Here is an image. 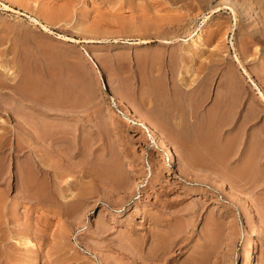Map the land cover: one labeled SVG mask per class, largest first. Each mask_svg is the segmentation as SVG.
Masks as SVG:
<instances>
[{
    "label": "rangeland",
    "instance_id": "1",
    "mask_svg": "<svg viewBox=\"0 0 264 264\" xmlns=\"http://www.w3.org/2000/svg\"><path fill=\"white\" fill-rule=\"evenodd\" d=\"M192 1L0 0V264H264V183L227 184V168L239 174L258 167L256 157L240 149L225 153L221 143L229 135L198 128L204 141L164 135L176 164L168 167L160 146L124 120L108 91L100 95L101 119L114 124L107 131L81 132L83 117L72 110L92 103L94 64L85 51L97 63L103 46L116 43L63 44L56 34L135 38L138 24H145L140 38L154 40L146 46L164 54L163 68L183 84L201 87L204 81L211 116L220 100L226 121L251 128L264 116V100L244 81L234 54L264 88V0H233L241 6L235 15L211 11L221 0ZM39 11L51 14L53 34L45 36L24 14ZM159 37L173 41L164 46ZM117 44L130 52L145 46ZM94 68L99 76L98 64ZM252 136L238 138L242 143ZM189 153L198 156L197 166ZM36 154L52 165L57 190L48 183L46 190L56 193L58 205L22 197L18 171ZM109 166L111 176L104 172ZM216 178L230 191L218 190ZM246 205L255 222L246 219Z\"/></svg>",
    "mask_w": 264,
    "mask_h": 264
},
{
    "label": "crops",
    "instance_id": "2",
    "mask_svg": "<svg viewBox=\"0 0 264 264\" xmlns=\"http://www.w3.org/2000/svg\"><path fill=\"white\" fill-rule=\"evenodd\" d=\"M103 47L104 50L99 54L97 61L101 78L97 70L90 65L94 83L89 96L92 103L82 102L80 106L72 107L76 117H83L80 122L83 125L81 132L97 134L100 130L107 131L114 125L110 120L101 119L105 114L100 96L104 89L110 95L115 93L129 106L138 110L162 135H194L192 139L197 141H204L206 135H229L224 137V142L221 143L225 153L230 154L240 149L244 156L256 157L258 167L255 173L244 167L239 174L235 170L236 167L227 168L225 171L227 184L264 183V116L252 123L249 129L247 122L240 124L228 122L224 106L219 100L216 116L213 117L210 112L209 92L204 81L201 87L194 86L188 81L183 84L176 73L163 68L164 54L156 47L145 45L131 52L125 49V45L105 44ZM102 81L104 88L100 89ZM164 111L166 114L175 111L182 118L179 120L168 116L167 118L163 115ZM197 128L206 135L194 132ZM230 135H235L234 140H231ZM239 135L253 136L247 137L241 143ZM195 157L197 161L194 166H197L198 156Z\"/></svg>",
    "mask_w": 264,
    "mask_h": 264
},
{
    "label": "bare ground",
    "instance_id": "3",
    "mask_svg": "<svg viewBox=\"0 0 264 264\" xmlns=\"http://www.w3.org/2000/svg\"><path fill=\"white\" fill-rule=\"evenodd\" d=\"M192 1V0H191ZM220 1V0H218ZM153 2V1H152ZM186 2V1H185ZM208 1L207 0H193L191 3L192 5H195L196 3L199 4L200 6H204ZM215 2V1H214ZM182 3V2H181ZM187 3V2H186ZM250 3V2H249ZM218 4V3H217ZM242 4V3H240ZM187 5V4H186ZM191 5V4H189ZM6 6V5H4ZM8 6V5H7ZM190 7V6H189ZM192 7V6H191ZM194 7V6H193ZM241 6L233 1V0H221V4H218V5H215L214 7H211V11L214 13V12H220L221 10L223 9H228L230 10L234 15L235 13L237 12V9H239ZM203 8V7H202ZM210 8V7H209ZM194 9V8H193ZM208 9V8H207ZM243 9V8H242ZM208 11V10H207ZM45 12V11H44ZM44 12H38L37 15H34L32 16L31 14L27 15L26 13H24L27 18H28V21L30 23H32L33 25L35 26H38L41 30H42V33L43 34H46L45 36H47L48 34H53V30L51 28V25H54V24H51L50 23V16L51 14L49 13H44ZM238 13V12H237ZM240 13V12H239ZM196 14V13H194ZM212 14V13H211ZM241 14V13H240ZM54 15V14H53ZM197 15V14H196ZM213 15V14H212ZM209 16V15H208ZM233 16V15H232ZM240 16V15H238ZM243 16V15H241ZM53 17V16H52ZM57 17V16H56ZM194 17V16H193ZM58 18V17H57ZM205 18V17H204ZM52 19V18H51ZM60 19V18H59ZM230 19V18H229ZM61 21V20H60ZM55 22V20H54ZM180 23V22H179ZM139 27L137 30H134L135 31V34L137 37L135 38H129L128 36H125L123 34H118V33H113L109 36L106 35V37H102V35H100L101 37L100 38H83V39H79L77 37H74V36H68V35H65V34H61V33H57L56 34V38L63 42L64 43H70V44H73V45H76V44H80L82 45V43H90V42H105V41H111V42H115L116 44L117 43H123V44H127V45H130V46H136V45H149L150 43H152L154 40L153 39H147V38H140V34H143L144 30L142 29L143 27H145V24H138ZM178 25V24H177ZM83 26V25H82ZM243 26V25H242ZM77 27V26H76ZM180 27V26H179ZM173 28V27H172ZM245 28V26H244ZM201 30V29H199ZM249 30V29H248ZM78 31V30H77ZM84 31V30H83ZM198 31V30H197ZM155 33V32H154ZM101 34V33H100ZM106 34V33H105ZM255 35V34H254ZM97 36V35H96ZM139 36V37H138ZM160 36V34H159ZM162 36V35H161ZM189 36V35H188ZM191 36V35H190ZM196 36V39H199L200 40V35L199 33L197 32L195 34ZM158 38V36H156ZM162 38V37H161ZM165 38V37H164ZM179 38V37H178ZM192 38V37H191ZM195 38V37H194ZM183 39V38H182ZM193 39V38H192ZM263 40V38H262ZM173 41V39H172ZM171 40L169 39H160L159 37V40L158 42L160 44H164L165 45H168V44H171L172 43ZM185 41V40H184ZM260 42V41H259ZM71 45V46H73ZM64 54V53H63ZM85 54L88 56L89 60H91V64H94V67L96 66L97 67V63L93 60L92 58V55L91 53H88L85 51ZM83 54V55H85ZM86 56V57H87ZM234 58L235 60L238 62L239 66H240V69L242 70V75L244 77V81H246L247 83L250 84V86L256 91V94H257V97L264 100V88L263 86L259 85V83L257 82V79L250 73V71H248V69L244 66V64L241 62L240 58L238 57L237 54H234ZM75 59V58H74ZM241 72V71H240ZM99 77L101 78V73H99ZM10 86V85H9ZM237 88V87H236ZM237 90V89H236ZM24 93V92H23ZM238 94H239V91H238ZM112 100L114 102V104L116 105V107L118 108V111L123 115L124 117V120L126 119V122H128L131 125L133 126H137L139 127L143 133H145L146 135H149L150 138H152L156 144L158 146H160V148L162 149L163 151V157H164V162L166 164V166L168 167H175L176 164H175V160H174V153H173V150L172 148L169 146V143L167 141V139L164 137V135H162L158 130L157 128H155V126H153L149 121L148 119L143 116L142 114H140L138 112V110L134 109L133 107L129 106L128 103H126L123 99H121L118 95H116L115 93H112ZM42 98H43V95H42ZM163 99V98H162ZM261 100V101H262ZM45 103V102H44ZM169 109V108H168ZM164 110V109H162ZM180 111V110H179ZM165 112V111H164ZM161 113V112H160ZM163 113V112H162ZM163 115H165V117H169V118H173V117H176L177 115H180L179 113L177 112H172V113H169V114H166L163 113ZM162 115V117H163ZM161 116V115H160ZM164 117V118H165ZM167 117V118H168ZM178 118V117H177ZM157 119V118H156ZM174 119V118H173ZM178 126H179V123H178ZM42 132H44V126L42 125V127L39 129ZM39 131V132H40ZM47 136V139L48 137H50L49 135H35V137H37L38 139L41 137V139L44 137ZM53 136V135H52ZM55 136V135H54ZM53 136V137H54ZM18 137V138H17ZM16 138V150L20 149L21 151V147L24 146L22 145L21 146V137L19 138V136H17ZM57 137V136H56ZM55 137V140H57ZM60 137V136H59ZM57 137V138H59ZM36 138V139H37ZM35 139V140H36ZM50 139V138H49ZM52 139V138H51ZM9 142V141H8ZM60 143V142H58ZM62 143V142H61ZM190 143V142H188ZM188 143H186L188 145ZM3 145V143H2ZM46 145V144H45ZM30 146V145H29ZM61 146V145H60ZM25 147V146H24ZM28 147V145H27ZM26 147V149H27ZM1 148V147H0ZM23 148V147H22ZM30 149V148H29ZM60 151V150H58ZM62 152V151H61ZM2 151H0V155H2ZM59 153V152H58ZM57 153V154H58ZM63 153V152H62ZM67 154V153H66ZM62 155V154H61ZM48 157V156H47ZM58 157V155H57ZM63 157V156H62ZM190 157V156H189ZM2 161V160H1ZM49 162V160H48ZM119 162V161H118ZM27 166H24L22 168H19V171H18V174H19V178H20V185H21V189H22V197L26 200V201H35L37 203H41V204H46L50 202V204H59V198L57 197L56 193L53 191V190H49L47 191L46 190V184L48 183L50 186L54 185V190L56 191V186L55 183H56V175L53 174L52 172V165H50L49 163L47 164V162L45 161V158L39 156L38 154H36L35 156H31V157H28L27 158ZM23 164V163H22ZM1 168V167H0ZM109 170H105V174L107 175L109 173V175H113L112 174V171H113V168H111V166L108 167ZM6 170V169H5ZM4 170V171H5ZM3 172V171H2ZM7 172V171H6ZM57 172V171H56ZM85 173V172H84ZM102 173V172H101ZM1 169H0V177H1ZM108 176V175H107ZM118 176V175H117ZM119 177V176H118ZM106 178V177H105ZM108 178V177H107ZM112 178V177H111ZM116 178V177H115ZM110 179V178H109ZM114 179V178H113ZM108 180V179H107ZM116 180V182H115ZM113 182H115V185L121 183V179H115ZM123 180V178H122ZM100 181V180H99ZM105 184V182H104ZM49 185L47 187H49ZM215 185H216V188L218 190H221V191H230L228 190L227 186L225 185V183L220 180L219 178H216L215 179ZM10 186V185H7V187ZM86 187V186H85ZM9 188V187H8ZM51 189V188H50ZM60 189V188H59ZM87 189V188H86ZM6 190V189H5ZM88 191V189H87ZM60 192V190H59ZM72 192V191H71ZM86 191H84L85 193ZM81 193V192H80ZM237 194V193H236ZM59 196V194H58ZM70 197V196H69ZM89 197V196H88ZM5 203V202H4ZM4 203L1 202V199H0V206H4ZM57 204V205H58ZM78 206V205H77ZM4 209V208H3ZM3 209L0 208V210L2 211ZM244 209V215L246 216V219L249 221V222H255V216L253 214V212L251 211L250 207L248 205H246L245 207H243ZM0 211V212H1ZM3 213V212H2ZM39 213V212H38ZM44 234V232H43ZM42 234V235H43ZM7 239H4L6 241H9L10 239V242H11V237H6ZM23 239H26L24 241V243L26 245H29L31 244V240L29 238H23ZM59 239V238H58ZM160 240V239H159ZM19 241V240H18ZM45 241V240H44ZM57 242V241H56ZM252 241H249L246 243V246L245 247H248V246H251L252 245ZM62 256V255H61ZM255 257V252L252 250V252L250 253V259L254 258ZM78 258V257H77ZM73 259V257H72ZM76 259V258H75ZM81 263V262H79ZM84 264V263H83Z\"/></svg>",
    "mask_w": 264,
    "mask_h": 264
}]
</instances>
